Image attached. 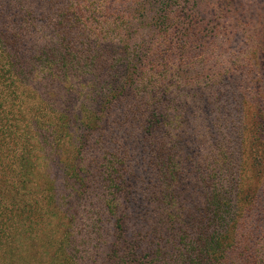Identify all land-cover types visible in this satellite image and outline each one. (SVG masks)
<instances>
[{"label": "trees", "instance_id": "1", "mask_svg": "<svg viewBox=\"0 0 264 264\" xmlns=\"http://www.w3.org/2000/svg\"><path fill=\"white\" fill-rule=\"evenodd\" d=\"M6 1V12L0 10V264H27L30 247L53 222L60 238L51 264H264V194L249 200V191L239 190L235 163L218 160L209 174L193 177L197 184L185 202L193 199L180 207L183 177L166 154L165 131L175 124L165 116V79L175 85L179 77L168 76L165 59H188L201 38L210 51L203 48L198 58L209 59L222 34L203 35L196 15L113 17L95 0H28L42 15L27 0ZM147 20L155 24L150 30ZM57 100L73 107L57 108ZM52 115L60 127L52 126ZM129 130L143 142L142 178L117 145L120 132L132 138ZM253 132V148H263V126ZM65 140L76 151L67 170L59 151ZM51 164L64 178L59 190L46 173ZM251 165L261 167L259 158ZM38 170L42 184L30 189L27 178Z\"/></svg>", "mask_w": 264, "mask_h": 264}, {"label": "rangeland", "instance_id": "2", "mask_svg": "<svg viewBox=\"0 0 264 264\" xmlns=\"http://www.w3.org/2000/svg\"><path fill=\"white\" fill-rule=\"evenodd\" d=\"M7 3L6 0H0V10L6 12ZM95 3L102 7L107 15L113 17L116 14L123 16L133 13L135 17L143 15L148 19L162 13H170L183 19L196 15L195 22L197 26L204 28L203 35H211L214 29L222 34L213 42L217 49L213 56L208 55L209 59L198 58L203 48L210 51L208 46L201 44L204 41L206 43V39L201 38L190 46L188 59L171 57L164 62L169 70L168 76L176 74L179 77L173 76L175 85L169 78L165 79L169 91L162 99L166 119L175 124L171 130L167 126L165 139L168 152L166 154L171 158V162L176 163V168L183 177L178 182L179 206L185 207L193 199L189 198L188 202H185L186 194L197 184L193 177L209 174L218 160L231 165L235 163L233 169L240 177L239 190L241 194L249 191V200H252L258 191L260 196L264 194V143L263 148H259V145L255 148L252 146L255 126L260 125L264 129V0H95ZM27 5L35 13L46 15L35 2L27 0ZM10 19L8 16L7 21L10 22ZM143 25H146V30H150L149 26H155L154 21L150 24L148 20L144 21ZM9 28L12 29V26L9 25ZM44 40L50 41L49 33L45 35ZM215 79L216 83H213ZM64 103L65 107H73L65 100H57V108L62 109ZM50 121L56 128L61 125L56 115H52ZM127 125L129 123H126ZM134 127L135 125L131 124V128ZM129 133L132 138L120 132L116 138L117 145L125 147L127 165L134 166L135 169V165H138L140 169L135 171H138L139 177L142 178L140 170L143 168L139 160L143 142L138 132L129 130ZM59 147V151L63 153L61 164L64 170H67L72 165L76 151L67 140L62 141ZM253 158H259L261 167H252ZM43 173V170H38L37 173L29 175L27 184L30 189L42 184L40 177ZM46 173L50 174L53 185L59 190L64 178L56 165L54 167L53 164L52 167L51 164ZM143 179L147 181L148 178L144 175ZM183 189L189 190L184 192ZM262 199L264 201V196ZM262 206L264 207V204ZM83 225L81 216V231ZM57 232L53 222L44 235L30 247L31 256L27 264L53 262V255L59 248L60 236ZM77 234L81 237L79 225ZM79 255H84V252ZM97 258L94 257L95 261ZM168 259L169 255L163 260ZM170 261L168 260L167 264ZM10 263V259L5 260V264Z\"/></svg>", "mask_w": 264, "mask_h": 264}]
</instances>
